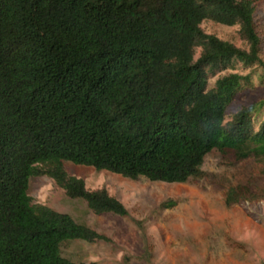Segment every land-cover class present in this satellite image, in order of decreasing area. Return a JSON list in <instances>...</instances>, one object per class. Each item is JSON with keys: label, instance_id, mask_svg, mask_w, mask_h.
<instances>
[{"label": "trees", "instance_id": "obj_1", "mask_svg": "<svg viewBox=\"0 0 264 264\" xmlns=\"http://www.w3.org/2000/svg\"><path fill=\"white\" fill-rule=\"evenodd\" d=\"M255 3L0 0V264H95L62 246L103 235L32 202V175L51 177L96 213L127 214L106 189L69 174L65 160L186 182L205 175L204 157L217 149L257 166L226 188L225 204L264 198V96L226 119L234 96L253 85V68L264 75ZM205 18L238 24L246 47L204 31ZM238 63L252 70H232Z\"/></svg>", "mask_w": 264, "mask_h": 264}, {"label": "rangeland", "instance_id": "obj_2", "mask_svg": "<svg viewBox=\"0 0 264 264\" xmlns=\"http://www.w3.org/2000/svg\"><path fill=\"white\" fill-rule=\"evenodd\" d=\"M254 20L261 39L264 60V0H256ZM206 32L246 47L238 24L209 18L201 21ZM198 50V48L196 49ZM198 51H196L197 55ZM247 72L236 64L232 69ZM229 70L222 71L221 73ZM253 68L254 83L239 91L226 108V119L240 107L264 96V75ZM216 75L209 79L211 85ZM69 174L82 177L89 189L104 188L126 207L127 214L96 213L80 197L68 196L45 175H32L28 194L43 203L68 212L103 235L93 241L73 239L62 254L74 261L95 264H264V198L241 199L226 205L229 185L246 181L257 170L250 159L239 162L209 151L201 165L205 175L186 182L130 178L107 169L64 161Z\"/></svg>", "mask_w": 264, "mask_h": 264}]
</instances>
